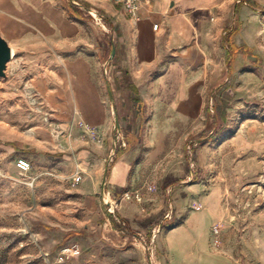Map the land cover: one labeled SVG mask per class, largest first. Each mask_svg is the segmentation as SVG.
Instances as JSON below:
<instances>
[{"label": "rangeland", "instance_id": "374dc122", "mask_svg": "<svg viewBox=\"0 0 264 264\" xmlns=\"http://www.w3.org/2000/svg\"><path fill=\"white\" fill-rule=\"evenodd\" d=\"M226 1L211 18L223 20L213 40L228 58L221 79L208 90L213 96L202 117L208 123L186 136L180 155L174 150L155 155L141 134L122 186L110 183L112 169L106 180L105 173L137 125L140 107L116 96V127L107 137L87 127L77 112L65 119L35 85L40 71L47 72L43 62L49 54L35 58L15 50L0 77V264H150V254L155 260L158 252L166 255L164 233L177 223L173 213L189 210L195 193L190 186L196 183L212 196L216 187L222 193L224 217L212 231L215 245L238 264H264V0ZM93 23L96 28L91 26L94 31L77 50L93 46L97 57L111 32ZM229 43L238 47L231 63ZM59 45L42 47L50 56H66ZM102 55L106 59L109 52ZM66 98L57 94L56 101ZM85 143L101 145L99 171L93 161L85 169L80 157ZM21 158L30 162L27 172L17 167ZM214 202L211 209L221 216ZM72 231L85 235L64 240ZM169 241L179 261L181 243L174 234Z\"/></svg>", "mask_w": 264, "mask_h": 264}, {"label": "crops", "instance_id": "0c3cea01", "mask_svg": "<svg viewBox=\"0 0 264 264\" xmlns=\"http://www.w3.org/2000/svg\"><path fill=\"white\" fill-rule=\"evenodd\" d=\"M79 1L95 6L103 16L97 23L111 32L107 46L100 53L109 52L106 59L104 55L99 56V50L96 57L93 46L83 45L77 50L81 47L78 44L94 31L91 26L96 27L92 18L72 8L75 5L71 3V6L70 0H0V33L11 46L12 55L21 49L28 50L35 58L49 54L43 62L47 72L40 71L35 85L50 105L61 111L63 118L70 119L77 112L87 127H95L107 137L116 127V96L125 95L140 107L135 113L139 118L137 125L128 133L125 147L120 146L114 154L115 159L110 155L113 162L106 172L112 169L110 183L122 186L127 179L132 149L138 145L141 134H146L145 146L155 151V155L166 154L167 150L180 155L186 136L208 123V118L202 121L203 109L213 96H208V90L221 79L228 58L222 45L213 40L219 37L215 31H222L223 20L218 17L211 23V18L229 2L143 0L140 19H133L114 2ZM48 43L60 44L59 53L66 56H50L42 47ZM47 77L58 88H49ZM221 83L222 80L217 86ZM164 89L168 90L167 97ZM57 94L67 95L66 100L56 101ZM130 133L137 134V139ZM131 136L133 144H130ZM110 142L109 139V146ZM85 144L80 155L85 169L89 170L93 161L99 171L103 161L101 145ZM85 185L88 189L93 186L88 177ZM190 187L195 193L190 195L189 210L182 215L173 213L177 223L164 233L162 248L166 255L158 252L155 260L150 254L149 261L152 264H238L211 238L213 229L224 217L221 191L214 188L218 194L212 196V191L208 194L203 183ZM214 201H219L221 216L211 209L216 206ZM170 234L181 243L179 261L172 250Z\"/></svg>", "mask_w": 264, "mask_h": 264}, {"label": "built area", "instance_id": "2783aa9c", "mask_svg": "<svg viewBox=\"0 0 264 264\" xmlns=\"http://www.w3.org/2000/svg\"><path fill=\"white\" fill-rule=\"evenodd\" d=\"M75 7L85 12L88 16H90L94 21L99 22L102 20L103 16L100 14L98 9L95 6H85L79 0H70ZM111 1L116 4L121 5L133 19H140L141 10L144 4L143 0H106ZM17 167L21 172H27L30 170L31 165L30 162L24 158H21L17 161ZM150 264L152 261L150 259Z\"/></svg>", "mask_w": 264, "mask_h": 264}, {"label": "water", "instance_id": "95a60500", "mask_svg": "<svg viewBox=\"0 0 264 264\" xmlns=\"http://www.w3.org/2000/svg\"><path fill=\"white\" fill-rule=\"evenodd\" d=\"M12 58V48L8 41L0 33V77L6 76V68L8 62ZM107 178V173L105 174V180Z\"/></svg>", "mask_w": 264, "mask_h": 264}, {"label": "trees", "instance_id": "16d2710c", "mask_svg": "<svg viewBox=\"0 0 264 264\" xmlns=\"http://www.w3.org/2000/svg\"><path fill=\"white\" fill-rule=\"evenodd\" d=\"M230 41V40H229ZM229 59H228V63H231L232 59L235 57L236 53L238 52V47L236 46V44L234 43H229ZM112 221L115 224V220L114 218L110 215ZM85 235L84 231H72L66 234L65 239L64 240H68L73 236H83Z\"/></svg>", "mask_w": 264, "mask_h": 264}, {"label": "bare ground", "instance_id": "6f19581e", "mask_svg": "<svg viewBox=\"0 0 264 264\" xmlns=\"http://www.w3.org/2000/svg\"><path fill=\"white\" fill-rule=\"evenodd\" d=\"M169 105V104H168ZM160 141V140H159Z\"/></svg>", "mask_w": 264, "mask_h": 264}]
</instances>
